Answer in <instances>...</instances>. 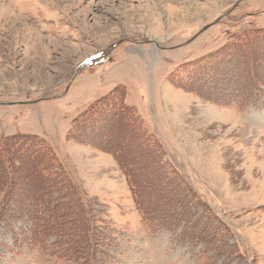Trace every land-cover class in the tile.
I'll use <instances>...</instances> for the list:
<instances>
[{
  "label": "rangeland",
  "instance_id": "374dc122",
  "mask_svg": "<svg viewBox=\"0 0 264 264\" xmlns=\"http://www.w3.org/2000/svg\"><path fill=\"white\" fill-rule=\"evenodd\" d=\"M261 31L264 0H0V139L30 135L52 149L107 232L103 264H264V87L238 89L264 77V62L228 57ZM98 102L100 134L71 139ZM120 102L142 122L156 165L111 120ZM102 141L117 152L96 149ZM15 189L36 198L26 183ZM184 194L195 233L143 223L140 208L171 209ZM203 207L218 219L214 239L199 234ZM45 255L0 232V264H71Z\"/></svg>",
  "mask_w": 264,
  "mask_h": 264
},
{
  "label": "trees",
  "instance_id": "16d2710c",
  "mask_svg": "<svg viewBox=\"0 0 264 264\" xmlns=\"http://www.w3.org/2000/svg\"><path fill=\"white\" fill-rule=\"evenodd\" d=\"M255 32L258 31L253 33ZM257 35L253 34L251 39H246L243 44L239 43L242 52L228 56L229 60H234L230 57H236V61L245 57L241 62L245 66V63H254L255 58L252 56L261 55L260 60L264 62V36L262 37V33ZM233 49L234 47L230 50ZM246 73L251 74L245 71V77H248ZM258 78L254 75L250 81L249 76L250 85H245L247 83L245 82L247 88L238 87L239 91L245 95L259 93L257 88L248 90L253 84L264 87V77ZM99 104L100 102L93 105L73 122L69 131L71 139L79 143L81 140L82 144L88 145V138L95 137V133L100 134L99 131L105 122L104 120H100V123L96 122L100 118L96 112ZM132 113L133 109L120 102L119 107L114 108V113L112 115L110 113L109 116L112 121L114 118L120 119L127 126L131 138L129 139L132 140L131 145L135 146L133 151H137L139 158L144 161L151 158L149 163L153 162L152 165H156L154 154L150 153V148L154 145L150 137L145 134L142 122L134 118ZM7 141L9 142L0 139V190L4 192L0 202V232L9 234L16 248L39 250L44 255L49 251L45 256L55 257L59 261H68L71 264H103L104 262L96 258V254L102 253L100 249L108 250L112 247L107 232L98 231L95 227L93 211L89 206L90 200L88 203L85 193L69 179L60 163H57L58 160L52 149L44 140L30 135L13 136ZM94 147L107 154L117 152L114 147H108V141H102ZM32 167L45 181L43 185H38L40 178L38 179L37 174L32 171ZM121 167L127 179L131 180L129 175L135 168L126 162L121 164ZM23 168L25 173L17 176L16 171ZM153 171L155 172L154 168ZM137 175L138 178L143 179L140 173ZM154 179L158 181L160 178L157 176L153 177ZM18 183L29 185L31 191L35 192L36 198H32L31 195L26 196L27 198H19V192L15 189ZM129 184L131 186L130 181ZM173 198L176 203L171 209H167L163 204L162 208L154 207L150 210L140 208L143 223L155 225L154 227L159 229L181 227L187 233L190 230L195 233L197 226L194 224L197 221L188 220L191 203L186 199L187 195ZM202 214V218H206L207 222L203 223L202 232L199 234L204 239L208 232L209 237L214 239L219 229L218 219L205 207L202 208ZM194 239L197 237L195 236Z\"/></svg>",
  "mask_w": 264,
  "mask_h": 264
}]
</instances>
